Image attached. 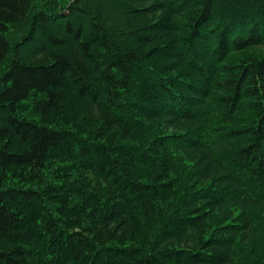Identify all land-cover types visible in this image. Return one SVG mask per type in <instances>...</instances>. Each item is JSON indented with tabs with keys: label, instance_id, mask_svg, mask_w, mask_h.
Masks as SVG:
<instances>
[{
	"label": "trees",
	"instance_id": "1",
	"mask_svg": "<svg viewBox=\"0 0 264 264\" xmlns=\"http://www.w3.org/2000/svg\"><path fill=\"white\" fill-rule=\"evenodd\" d=\"M0 264H264V0H0Z\"/></svg>",
	"mask_w": 264,
	"mask_h": 264
}]
</instances>
